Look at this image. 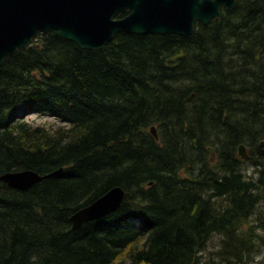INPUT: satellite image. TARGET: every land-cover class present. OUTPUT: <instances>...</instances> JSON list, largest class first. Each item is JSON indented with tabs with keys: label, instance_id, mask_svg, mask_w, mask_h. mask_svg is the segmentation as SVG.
<instances>
[{
	"label": "trees",
	"instance_id": "obj_1",
	"mask_svg": "<svg viewBox=\"0 0 264 264\" xmlns=\"http://www.w3.org/2000/svg\"><path fill=\"white\" fill-rule=\"evenodd\" d=\"M261 141L264 0H235L189 35L119 32L97 50L38 33L0 65V175L60 171L25 191L0 180V264H201L215 235L216 264H251ZM113 186L121 205L71 230Z\"/></svg>",
	"mask_w": 264,
	"mask_h": 264
},
{
	"label": "water",
	"instance_id": "obj_2",
	"mask_svg": "<svg viewBox=\"0 0 264 264\" xmlns=\"http://www.w3.org/2000/svg\"><path fill=\"white\" fill-rule=\"evenodd\" d=\"M234 3L235 0H0V65L8 55L27 47L38 33H50L80 48L97 50L119 32L189 35L195 22L207 24L221 16V6L229 8ZM126 10L125 16H116ZM152 133L155 136L153 127ZM237 149L239 156L246 159L245 150L241 146ZM0 178L11 188L25 190L42 177L34 171L21 170ZM123 196L121 187L109 188L90 205L72 213L71 229L114 211Z\"/></svg>",
	"mask_w": 264,
	"mask_h": 264
},
{
	"label": "rangeland",
	"instance_id": "obj_3",
	"mask_svg": "<svg viewBox=\"0 0 264 264\" xmlns=\"http://www.w3.org/2000/svg\"><path fill=\"white\" fill-rule=\"evenodd\" d=\"M26 119L31 121V123H33V124H43L46 127H48V125H51L52 121H54L51 117L44 116V115H37V114H30L26 117ZM213 157H214V154L212 153L211 159H213ZM243 166H244L243 172L246 173L245 176L250 177V176L256 175L255 168L250 163H246V164L242 165V167ZM258 167H260V166H258ZM243 172H241V173H243ZM263 220H264V201L262 200L261 202H259V207L255 211V214H253L251 217H249L247 222L249 224H252L254 222H261ZM254 230H255V233L260 234V236L263 237L262 243H260V246H259V251H261L262 254L257 255L255 258H253V260H252L253 263H251V264H264V255H263L264 254V230L258 231L255 228H254ZM254 230H252V231H254ZM213 238H215V240H216V235ZM215 240L213 239L212 241H209L208 243H206L204 249L199 252V255L201 257V264L219 263V260H218L217 256L215 255V251L218 247L217 242Z\"/></svg>",
	"mask_w": 264,
	"mask_h": 264
},
{
	"label": "bare ground",
	"instance_id": "obj_4",
	"mask_svg": "<svg viewBox=\"0 0 264 264\" xmlns=\"http://www.w3.org/2000/svg\"><path fill=\"white\" fill-rule=\"evenodd\" d=\"M233 6V5H232ZM232 6H230L229 8H231ZM229 8H224L223 6H221V14H222V12L223 11H225V10H227V9H229ZM127 11V10H126ZM122 12H124V11H122ZM119 13H121V12H119ZM165 34H175V33H165ZM178 35V34H177ZM108 43V42H107ZM105 45V44H104ZM21 111V110H20ZM19 113V112H18ZM31 118V117H30ZM45 126V125H44ZM152 127L154 128V132H155V136H154V134L152 133ZM149 132L153 135V137L155 138V139H157L158 138V133H157V128H156V125H151L150 127H149ZM261 146L263 147V149H264V141H261ZM239 146H241L246 152H247V150H246V145L244 146V145H239ZM209 151H212V153L214 154V150H213V148H211V147H209L208 148V153H209ZM211 157H212V154H211V156H210V161L212 160H214V158L213 159H211ZM247 157H248V155H247ZM25 170H30V169H25ZM21 170H19V171H6V172H4V173H2L1 175H3V174H5V173H7V172H20ZM32 171V170H31ZM60 170H57V171H54V172H52V173H48V174H44V175H41V174H39V173H37V172H35V173H37L38 174V176H40V177H42L39 181H42L43 179H45V178H48V177H50L51 175H53V174H56V173H58ZM0 175V176H1ZM0 180L1 181H3L1 178H0ZM4 182V181H3ZM38 182V181H37ZM5 183V182H4ZM36 183V182H35ZM34 184V183H33ZM31 187V186H30ZM11 188V187H10ZM13 189H15V188H13ZM28 189V188H27ZM27 189H25V190H27ZM17 190H20V189H17ZM25 190H21V191H25ZM124 197V196H123ZM122 200H123V198H122ZM122 200H121V202H120V204H119V206L121 205V203H122ZM112 204L114 205L115 204V201L114 202H112ZM90 205V204H89ZM118 206V207H119ZM85 207V206H84ZM117 207V208H118ZM78 210V209H77ZM101 210L99 209V211H97V212H100ZM109 213H111V212H109ZM109 213H106V214H104L103 216H101V217H99V218H96V219H93V220H89V221H94V220H98V219H100V218H102V217H104V216H106L107 214H109ZM88 222V221H87ZM135 222V221H134ZM71 223V222H70ZM85 223V222H84ZM83 224V223H82ZM81 224V225H82ZM80 225V226H81ZM79 226V227H80ZM78 228V227H77ZM77 228H75V229H77ZM71 230H74V229H71Z\"/></svg>",
	"mask_w": 264,
	"mask_h": 264
},
{
	"label": "flooded vegetation",
	"instance_id": "obj_5",
	"mask_svg": "<svg viewBox=\"0 0 264 264\" xmlns=\"http://www.w3.org/2000/svg\"><path fill=\"white\" fill-rule=\"evenodd\" d=\"M127 12V11H126Z\"/></svg>",
	"mask_w": 264,
	"mask_h": 264
}]
</instances>
